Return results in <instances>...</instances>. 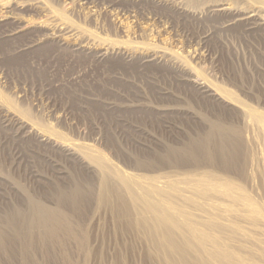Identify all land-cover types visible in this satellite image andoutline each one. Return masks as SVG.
<instances>
[{
    "label": "rangeland",
    "instance_id": "obj_1",
    "mask_svg": "<svg viewBox=\"0 0 264 264\" xmlns=\"http://www.w3.org/2000/svg\"><path fill=\"white\" fill-rule=\"evenodd\" d=\"M161 210L264 264V0H0V264H171Z\"/></svg>",
    "mask_w": 264,
    "mask_h": 264
},
{
    "label": "bare ground",
    "instance_id": "obj_2",
    "mask_svg": "<svg viewBox=\"0 0 264 264\" xmlns=\"http://www.w3.org/2000/svg\"><path fill=\"white\" fill-rule=\"evenodd\" d=\"M86 2V1H85ZM86 3H88V1L86 2ZM230 10V8L229 7H225L224 5H222V4H220V5H218V8L216 9V10H207L208 11V14L210 13H213V11H217L218 13H225V12H228ZM222 14V15H223ZM235 16H238L239 17V19H237V20H235V21H233V20H231V22H228L229 23V25L230 24H234V23H236L237 21L238 22H241L242 23V21H245L246 22V20H251V19H256V16H257V14L256 13H254V11H250V12H248L247 14L246 13H244L243 15L241 14V13H237V15H235ZM253 23V22H252ZM245 24V23H244ZM129 57V56H128ZM153 57V56H152ZM150 55L147 57V58H149L150 60H152V59H154V58H152ZM200 86L201 87H204V85L202 84V83H200ZM197 87V86H196ZM199 89V88H198ZM206 89V88H205ZM198 91H200V90H198ZM102 160V159H101ZM195 170V169H194ZM193 172V171H192ZM212 176H214V175H212ZM120 177H122V176H120ZM215 177V176H214ZM124 178H126V176L124 177ZM128 178V177H127ZM152 178V177H151ZM150 179V178H149ZM213 179H215V178H213ZM212 178H210V182L212 183V180H213ZM121 180H123V179H121ZM145 180V179H144ZM148 180V179H147ZM101 181H102V179H101ZM107 181V180H106ZM137 181V180H136ZM153 181V180H152ZM214 181V180H213ZM216 181V180H215ZM103 183V187L105 188L106 186H107V183H105L104 181L102 182ZM142 183V182H141ZM150 184V183H149ZM213 184V183H212ZM211 184V185H212ZM111 185V184H110ZM207 185H209V184H207ZM144 186V185H143ZM148 186V185H147ZM210 186V185H209ZM146 187V186H145ZM193 187V186H192ZM127 188V187H126ZM153 188V187H152ZM158 189V188H157ZM145 190V189H144ZM143 190V191H144ZM103 191V194H102V198H103V200L105 201V200H107L108 201V198L110 197V196H112V194L110 195L109 194V191H110V189H107L106 188V190L104 189V190H102ZM114 191V190H113ZM177 191V190H176ZM129 192V191H128ZM142 192V191H141ZM152 192V191H151ZM133 192H131V194H132ZM143 193H146V192H143ZM142 193V194H143ZM129 194V193H128ZM139 194H140V192H139ZM196 194V193H195ZM194 193H193V195H195ZM114 195V194H113ZM117 195V194H116ZM123 195V194H122ZM121 195V196H122ZM144 195H146V194H144ZM152 195V194H151ZM156 195V194H155ZM139 196V195H138ZM142 196V195H141ZM148 195H146V197H147ZM144 197V196H143ZM158 197V196H157ZM161 197V196H160ZM168 197V196H167ZM112 198V197H111ZM117 198H118V196H117ZM121 198V197H120ZM119 198V199H120ZM145 199V198H144ZM156 199V198H155ZM115 200V199H114ZM147 200H148V197H147ZM146 200V201H147ZM151 200V199H150ZM149 200V201H150ZM160 200V199H159ZM101 201V200H100ZM104 201H102V202H104ZM107 201H105V202H107ZM149 201H147L148 203H149ZM170 201V200H169ZM112 202H113V200H112ZM136 202V201H135ZM152 202H154V200H152ZM156 202V201H155ZM154 202V203H155ZM121 203V202H120ZM137 204V203H136ZM147 204V203H146ZM162 204V203H161ZM144 205V204H143ZM148 205V204H147ZM157 205V204H156ZM159 205V204H158ZM165 205H168V204H166V202H165ZM172 205V204H171ZM175 205H177V204H175ZM149 206H151V205H149ZM153 206V205H152ZM162 206H163V204H162ZM142 207V206H141ZM146 207V206H145ZM166 208L168 207L169 208V206H165ZM171 207V206H170ZM163 208V207H162ZM172 208H174V207H172ZM139 209H142V208H139ZM155 209V208H154ZM154 209H153V211H154ZM157 209V208H156ZM170 209V208H169ZM177 209V208H176ZM176 209L174 210V211H176ZM147 210V209H146ZM172 209H170V211H171ZM185 210V209H184ZM142 211H144V210H142ZM168 211V210H167ZM179 211V210H178ZM163 212H164V210H163ZM181 212V211H180ZM180 212H179V214H180ZM182 212L185 214V211H183L182 210ZM181 212V213H182ZM145 213H148V212H145ZM150 213V212H149ZM148 213V214H149ZM172 213H174L173 211H172ZM176 213V212H175ZM174 213V214H175ZM182 213V214H183ZM152 214V213H151ZM173 214V215H174ZM183 214V215H184ZM145 215L146 214H144V217L143 218H145ZM154 215H156V221L154 222L156 225V228L155 229H153L154 227H152V229L150 228V227H148V226H145L146 227V230H147V227L149 228V229H151L150 231H149V235L148 236H150V238H151V240H154V242L153 243H155L156 244V242L157 241H159L160 242V248L162 247V249H164V250H162V251H165V252H168V253H170V254H173L174 255V257L175 256H177V258H175V259H173V261L171 262L170 261V263L171 264H192L191 263V258L189 259V257H188V255H187V251L185 250V246L184 247H182L179 243H177V241L178 242H180L179 240H177V239H175V237L177 236V234L179 233V232H177V234H176V236L174 235V233H173V229L174 228H172V226H171V224H173L175 221H173L172 223H171V221H170V219H169V216L167 217L164 213H162V210L161 211H156V214H154ZM171 215V214H170ZM182 215V216H183ZM147 216V215H146ZM175 216H178V215H175ZM174 216V217H175ZM180 216V215H179ZM181 216V217H182ZM185 216V215H184ZM142 218V217H141ZM140 218V219H141ZM149 218V217H148ZM170 218L172 219V217L170 216ZM179 217H177V219H178ZM180 219V218H179ZM178 219V220H179ZM147 220V219H146ZM151 220V219H150ZM140 221V220H139ZM143 222H145V220H142ZM180 221H182V218L180 219ZM141 222V221H140ZM183 222V221H182ZM152 223H153V221H152ZM153 223V224H154ZM170 223V224H169ZM180 223V222H179ZM142 224V223H141ZM175 224V223H174ZM177 225H179L178 224V222L176 223ZM184 224V223H183ZM182 224V225H183ZM186 224V223H185ZM211 224H213V223H211ZM216 224V222L213 224V226ZM144 225V224H143ZM142 225V226H143ZM148 225V224H147ZM152 225V224H151ZM176 225V226H177ZM219 225V224H218ZM149 226H150V224H149ZM175 225L173 226V227H176ZM180 226V225H179ZM186 226V225H185ZM144 227V226H143ZM219 227H220V225H219ZM176 229V228H175ZM177 230V229H176ZM161 232H163V234H161ZM176 232V231H175ZM148 234V233H147ZM179 237H180V235H179ZM180 239V238H179ZM157 240V241H156ZM177 240V241H176ZM181 240V239H180ZM186 240V239H185ZM156 241V242H155ZM188 241V240H187ZM191 242V241H190ZM190 242H188L187 244L188 245H191L192 246V244H190ZM186 243V242H185ZM154 244V245H155ZM186 244V245H187ZM182 245H184V244H182ZM157 247V249L159 250V248H158V245L156 246ZM189 248H190V246H189ZM192 248V247H191ZM161 250V249H160ZM159 250V251H160ZM192 250V249H191ZM161 252V251H160ZM164 252V253H165ZM162 253V252H161ZM164 253H162V254H164ZM191 253V252H190ZM213 253H214V251H213ZM213 253H211V255L213 254ZM216 253H218L217 251L215 252V254ZM169 254V255H170ZM215 254H213L212 256L214 257L215 256ZM219 254H221V253H219ZM168 256V254H165V256ZM171 256V255H170ZM220 256V255H219ZM169 257V256H168ZM167 257V258H168ZM216 257H217V255H216ZM221 257V256H220ZM219 257V258H220ZM195 259V258H194ZM193 259V260H194ZM198 259H200L199 257H198ZM203 259V258H202ZM168 260H169V258H168ZM171 260V259H170ZM192 260V261H193ZM166 261V260H165ZM200 262V261H199ZM198 262V264H201V263H199ZM205 263H207V262H205ZM204 263V264H205ZM195 264H197V263H195Z\"/></svg>",
    "mask_w": 264,
    "mask_h": 264
}]
</instances>
